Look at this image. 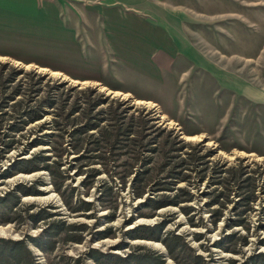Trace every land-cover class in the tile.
<instances>
[{"label":"rangeland","instance_id":"374dc122","mask_svg":"<svg viewBox=\"0 0 264 264\" xmlns=\"http://www.w3.org/2000/svg\"><path fill=\"white\" fill-rule=\"evenodd\" d=\"M21 13L0 14V197L13 195L0 204V239L25 240L38 264L105 263L95 251L133 256L125 264H255L264 0H22ZM39 104L41 117L12 129L27 118L22 106ZM106 128L120 129L115 142ZM34 158L28 171L22 160ZM56 162L63 179L46 167ZM250 176L256 200L245 208ZM178 194L189 198L148 207ZM216 198L227 206L214 224ZM80 199L92 209L72 212ZM57 221L86 224L82 242L62 232L45 251L31 240ZM144 225L157 230L131 235ZM172 232L186 242L178 260L162 241Z\"/></svg>","mask_w":264,"mask_h":264},{"label":"trees","instance_id":"16d2710c","mask_svg":"<svg viewBox=\"0 0 264 264\" xmlns=\"http://www.w3.org/2000/svg\"><path fill=\"white\" fill-rule=\"evenodd\" d=\"M10 80V79H9ZM5 83V81H1L0 82V86L3 85ZM0 90L1 87H0ZM42 105L39 104L37 105V107H32V108H25L24 106H22V112H24L27 115V118L23 120L22 122V126H17V125H13V130L15 131H20L23 129L24 123L25 122H30L33 121L39 117H41L42 114ZM11 126V125H10ZM124 130L123 126L121 127V131ZM119 133H120V129H116V130H110L108 131V129H104V132L102 130V134L105 138H109L110 140H113V142H115L118 138H119ZM1 138V137H0ZM2 140V139H1ZM8 142L11 141H6L4 142L5 144H8ZM40 141H38L39 143ZM2 143V142H1ZM37 144V142H36ZM10 147V146H9ZM191 155V154H190ZM46 160V158H45ZM35 161H38L37 158L34 159H29V160H22V163H24L23 167H26L28 169V171L31 170H36L39 169L38 166L34 165ZM48 169H50L54 179H60V178H64V176L62 175V171L60 169V164H58L57 162L52 164V165H47L46 166ZM233 171V169H231ZM242 170V169H241ZM231 171V172H232ZM242 174V172H241ZM233 175V173H232ZM137 181H140V184H138L139 186H135L134 191H135V196L136 197H142L145 193H146V188H143L142 184H141V180L139 179V177L137 178ZM136 181V183H137ZM256 182H257V178L255 176H250L247 178V180L245 181V183H243L241 186V188H239V191L241 193L242 196V200L240 204H243L245 206V208L250 207V203L256 200V195H255V190H256ZM229 180L227 179L224 184L225 187H227L229 189V187H231V185L229 184ZM63 185V180L61 182L56 183L57 189H61ZM181 192H183V195H188L190 196V192L184 190L183 188L180 189ZM22 191H25V189H22ZM178 196V200H176L175 198H177ZM177 196H175V198H171L169 196H165L163 198L160 199H149L148 201V207L151 208L152 210H156L159 209L161 207L167 206L169 204H179L181 202L187 201V199L189 197H183L182 194H178ZM13 197L12 194H9L8 197L6 198H1L0 197V204L4 203V205L7 203L8 199H11ZM67 203L70 205L69 201H67ZM214 203H219L220 204V208L217 210V215H215V217L213 218V222L214 224H217L218 221L220 220L223 210L224 208L227 206V202L222 200L220 201L218 198H216L214 200ZM213 203V204H214ZM92 205L91 202H87L83 199H80L78 201V205L74 206H70V210L72 212H78V211H89L90 209H92ZM12 206V205H11ZM251 209V208H249ZM186 214H190V208H187L184 210ZM47 214V213H46ZM43 214L40 215L42 216L41 219H47L49 216ZM89 215V214H88ZM31 218H33L34 220L36 219L37 216L35 215H30ZM113 218H110V220ZM236 221V222H240ZM192 224H194V222H192ZM87 227L86 224H76V223H72V224H68L65 225V221H57V222H50L49 228L46 230V234H44L43 236H41V238H35V237H31V240L34 241L41 249L48 251V250H53L56 248L57 246V240L55 239V236L59 235L62 232L67 233L66 237L64 238V241H73V242H82V240L84 239L82 237V231H84V229ZM160 228V227H159ZM148 230H157L156 227H150V226H139L138 228H136L134 231L131 232L132 236H135L137 234H133L136 232H143V231H147ZM70 231H75L72 232V234L70 233ZM171 235L168 237H165L162 241L165 243V245L167 246L169 252H170V256L173 257L174 259L178 260V248H182L185 247L186 242L184 240L183 237H181L178 234L175 233H170ZM110 235H113V233L111 232H102L100 237L101 238H105L108 237ZM232 235L227 236V239H231ZM262 242H264V240H262ZM222 246H224L223 244H221ZM228 250H231L229 247H225ZM96 254L94 255V257L100 261L101 259H103L105 261L106 264H115L114 262H117L116 264H125L126 261H130L131 258H133V256L130 259H126L123 258L117 254H111V253H103L101 251H95ZM196 259H201V255L195 256ZM105 263H101V264H105ZM254 263L255 264H264V253H260L258 255H256L255 259H254ZM0 264H38L35 256L33 254V252L31 251V249L28 247L27 243L25 242V240H5V239H0ZM152 264H159L156 261V258L153 260L152 259Z\"/></svg>","mask_w":264,"mask_h":264},{"label":"crops","instance_id":"0c3cea01","mask_svg":"<svg viewBox=\"0 0 264 264\" xmlns=\"http://www.w3.org/2000/svg\"><path fill=\"white\" fill-rule=\"evenodd\" d=\"M21 10H22V0H0V14L7 13V14L20 16L22 14Z\"/></svg>","mask_w":264,"mask_h":264}]
</instances>
